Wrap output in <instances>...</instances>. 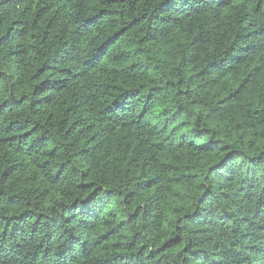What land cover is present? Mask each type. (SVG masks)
Segmentation results:
<instances>
[{"label":"trees","instance_id":"trees-1","mask_svg":"<svg viewBox=\"0 0 264 264\" xmlns=\"http://www.w3.org/2000/svg\"><path fill=\"white\" fill-rule=\"evenodd\" d=\"M0 264H264V0H0Z\"/></svg>","mask_w":264,"mask_h":264}]
</instances>
